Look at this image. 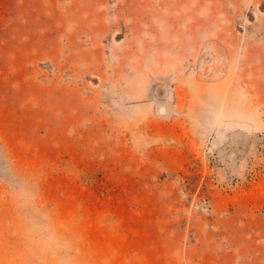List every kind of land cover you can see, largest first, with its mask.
Segmentation results:
<instances>
[{"label": "rangeland", "instance_id": "rangeland-1", "mask_svg": "<svg viewBox=\"0 0 264 264\" xmlns=\"http://www.w3.org/2000/svg\"><path fill=\"white\" fill-rule=\"evenodd\" d=\"M0 264H264V0H0Z\"/></svg>", "mask_w": 264, "mask_h": 264}]
</instances>
